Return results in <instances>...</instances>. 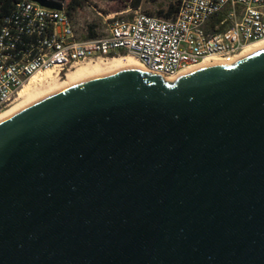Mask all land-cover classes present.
Instances as JSON below:
<instances>
[{
  "label": "water",
  "instance_id": "1",
  "mask_svg": "<svg viewBox=\"0 0 264 264\" xmlns=\"http://www.w3.org/2000/svg\"><path fill=\"white\" fill-rule=\"evenodd\" d=\"M0 264H264V49L91 76L2 121Z\"/></svg>",
  "mask_w": 264,
  "mask_h": 264
},
{
  "label": "built area",
  "instance_id": "2",
  "mask_svg": "<svg viewBox=\"0 0 264 264\" xmlns=\"http://www.w3.org/2000/svg\"><path fill=\"white\" fill-rule=\"evenodd\" d=\"M172 16L135 11L84 37L63 9L16 0L0 28V117L39 72L66 73L86 60L131 54L154 74L174 77L206 59L227 64L264 40V0H179ZM98 53V54H95ZM234 63V62H233Z\"/></svg>",
  "mask_w": 264,
  "mask_h": 264
},
{
  "label": "rangeland",
  "instance_id": "3",
  "mask_svg": "<svg viewBox=\"0 0 264 264\" xmlns=\"http://www.w3.org/2000/svg\"><path fill=\"white\" fill-rule=\"evenodd\" d=\"M136 1L137 0H90L89 2H85L82 7L72 10L71 14L77 24L78 31L84 37H90L93 33L95 35L104 34L108 27V23L113 17H126L128 14L135 11L149 12L155 15L164 16L166 12H170L171 10L175 11L177 9L176 4H178L179 0H141L140 6L137 8L134 6ZM92 62L94 63L95 60L80 62L69 71L75 69L77 66H86ZM55 71L56 70H54L50 78L45 80L46 82H43L42 80L34 86L35 88L33 87V94H36L37 96L48 94V92L52 90L53 85L57 82H62L65 79V74L69 72L58 73ZM21 101L22 100L17 98L11 106L26 103L25 101Z\"/></svg>",
  "mask_w": 264,
  "mask_h": 264
},
{
  "label": "bare ground",
  "instance_id": "4",
  "mask_svg": "<svg viewBox=\"0 0 264 264\" xmlns=\"http://www.w3.org/2000/svg\"><path fill=\"white\" fill-rule=\"evenodd\" d=\"M249 46V47H248ZM241 53V55H239L235 61H233L234 63L237 62L239 59H244L247 56L253 54L254 52H256L257 50H263L264 49V40L261 41H257L254 43L249 44ZM233 62H231L232 64H234ZM216 64H227L224 61L221 60H216V59H206L204 62H202L200 65L196 66V67H191L187 70L182 71L180 74L174 76V77H165V80L168 82H175L176 80H178L179 78L188 75L198 69H202L205 67H209L212 65H216ZM230 63H228L229 65ZM130 66H135L138 68H141L143 70H147L146 67L137 59V57L128 54V55H120V56H113V57H105V58H98L95 60V62L93 63H89L86 66H82V67H76L75 69H72L71 71L67 72L65 74V79L62 82H57L53 85V88L50 92H48V94H44L41 96H37L36 94H33V87L36 86L37 83L41 82L43 80V82H46L45 80L47 78H50L54 72V70L49 69V70H44L41 71L39 73H37L24 87L23 89L20 91L19 95H18V99L22 100L23 102L25 101L26 103H21V104H15L13 106H11L8 111L2 116L0 117V123L4 120H7L8 118H10L12 115H14L21 107L30 104L36 100H39L61 88H64L68 85H71L75 82H78L82 79L91 77V76H95V75H100V74H105L114 70H118L124 67H130ZM148 71V70H147ZM56 72V71H55ZM52 79V78H51ZM49 79V80H51ZM54 79V78H53ZM35 88V87H34ZM21 101V102H22ZM20 103V102H19Z\"/></svg>",
  "mask_w": 264,
  "mask_h": 264
},
{
  "label": "trees",
  "instance_id": "5",
  "mask_svg": "<svg viewBox=\"0 0 264 264\" xmlns=\"http://www.w3.org/2000/svg\"><path fill=\"white\" fill-rule=\"evenodd\" d=\"M16 0H0V28L3 24V20L6 16H8L11 13V10L14 6ZM90 0H66V5L71 12L74 9H78L82 7V5L85 2H89ZM141 0H137L134 4V6L137 8L140 6ZM176 11V10H175ZM174 10H171L170 12H166L164 16H172L175 13ZM96 36L94 33L90 37ZM126 53H122V55H125Z\"/></svg>",
  "mask_w": 264,
  "mask_h": 264
}]
</instances>
